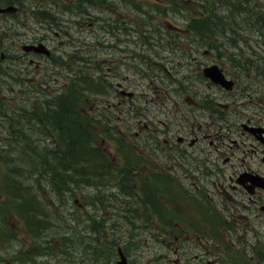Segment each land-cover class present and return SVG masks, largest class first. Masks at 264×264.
I'll return each mask as SVG.
<instances>
[{"label":"rangeland","instance_id":"374dc122","mask_svg":"<svg viewBox=\"0 0 264 264\" xmlns=\"http://www.w3.org/2000/svg\"><path fill=\"white\" fill-rule=\"evenodd\" d=\"M6 1L10 4H15L14 1ZM23 1L26 5L19 13L0 14V33L2 35L10 34L5 40L3 38V46H6L10 51H15L18 49L17 43L19 41L13 44V40L21 38L19 35L22 32L29 34L32 32L38 37H44L43 42L51 48V55L53 57L48 62L43 61L37 71L29 68L20 70V73H18L20 65L17 61H14L12 64L10 60H5L0 64V83L5 84L4 89L0 90V98H2L0 100L1 109L8 112L6 118L0 121V164L3 163L2 165L6 167V179L9 181L13 180L15 188L12 192H17L22 196H31L28 199L30 206L32 205L34 208H37V206L33 194L36 198L50 200L53 194L51 189L56 190L59 194H62L61 191L67 189L65 194H69L72 200L77 201L75 204H68L66 199H58L51 203H44V207L48 208L50 215L46 212L30 215L26 214L22 209L25 218L38 220L39 229L34 230L31 228L32 231L27 228L22 229L17 215L14 216L12 212L6 213L4 217H6L7 233L4 240L5 246L3 250H0V262L46 261V259L35 258L36 255H41V252H45L46 250L41 244L42 239H46V241L43 240L44 245L49 241L51 242L49 247L53 248L49 252L52 253L53 260L60 262V264L62 262H68V264H78V262L107 264V262H114L115 255L111 252L114 240L128 241L130 246L129 251L133 253L137 262H149L150 264L181 262L176 261V252L172 248L151 249L149 241L147 245L132 243V241L137 242L145 236V233H142L141 230L137 231L142 226V212L140 210L144 206L139 205L136 202L137 199L134 197L137 194L138 196L142 195L139 188L142 190L143 186L134 188V192L131 191V194L134 193V195H128L129 198L125 195L124 197L121 195L116 196L114 194V186L117 185L120 177H115V170L112 169L113 179L110 182L107 179L93 183L95 187L88 186L86 188H81V185H78V183L73 186V189H81L69 192L67 186L64 189L60 186L62 182L59 181L54 172L48 173L47 167H41L40 165V167L33 169L27 167L29 144L33 147V142L29 140L26 133L39 136L42 146L43 141L47 143L46 140H48L50 148L55 145L57 139L54 133L52 136L49 134L51 129L47 125L36 121L34 114L36 111L39 112L41 110L40 105L43 103V99L51 98V92H53V96L61 92L59 89L61 83L68 80L70 76L72 78L74 72L80 67V55L86 57L91 55L96 61L91 60L92 62H89V58L87 64H91V67L95 68L97 66L105 67L104 62L106 61V57L108 53L112 52L110 46L112 44L113 33L103 30V34L105 35L102 36V39H104V42L96 43V35L102 31L101 28L100 32L98 31L97 25L100 23L91 25L89 24L91 19L83 20L82 16L84 14L99 15L98 11L101 10L100 12L103 17H109L113 1L117 2V0ZM0 3H4L3 0H0ZM131 3L139 11H136L138 14L144 12L146 25L142 29V34L146 38H138V35H135L137 34L136 30L131 28L130 34L133 35V41L129 43V48L133 51V54L130 57V63H126V57H123L121 65L116 66L114 70L118 78L129 74V77L134 82L133 86L129 84L130 89L134 92L131 106H128L122 113L108 111L106 112L107 120L101 118L102 121H100L97 115L103 112V107L96 102L92 104L94 108L93 113L88 114L91 116L90 119L92 121L89 128L94 132L96 145L102 147L106 153H109L111 149L115 150L110 151L113 154L109 156L110 161L112 166L120 169H125L123 162L127 161V158L130 160L137 159V161L143 159L141 154L137 155L133 150H128L129 147L133 148V143H142L143 133H141L137 140L133 138L131 135H134V132L138 131L139 127H134L131 119H128L126 116L144 114V108L148 105H145L143 101L151 96L155 82V73L159 68L164 67L167 70L169 69L165 79L167 83L171 79L170 82L172 83L174 80L172 79L174 70L179 72L180 68L184 66L183 62H185L186 76L191 77L189 84L191 87H188L189 89H186L183 94L194 90L197 92H213V89L205 86L203 81L194 78V75H197L196 69L200 60L204 64L211 63L210 54L208 56L205 54V51L209 50L210 46H212L205 38L206 33L196 34L189 26L192 20H197L195 17L201 12L204 5L207 8L209 5L212 7L209 10V17L203 16L200 18L201 22L207 23L210 20L215 22L217 19H221L220 22L217 21L219 27L215 28L213 33L216 35L223 34L228 36L229 34V36H232L231 39L227 40L224 36L215 38V42L213 43L216 49V44H220L219 55H221L225 67L230 62L229 54L231 52L235 51L234 59L238 60V56L241 55L242 51L246 50V46L255 47L254 43H251L249 40L256 41L260 37L259 33L264 32V26L258 28V26L251 25L248 28L250 24L248 19L250 16L255 15V9L258 10V13L262 11V15L264 14V0H246V13L242 16L239 12L233 11L239 8V0H131ZM40 10H49L54 13L50 16L53 19L39 20L38 12ZM138 14L134 15L136 28L139 24L143 23V19ZM3 19L4 21L1 23ZM206 26L208 27V23ZM249 29L252 32L249 36H253L254 38H247L246 41L248 42L245 43L242 36L246 31L248 33ZM187 55L190 57H187ZM193 56L196 58V61L191 59ZM112 58L114 56L111 55L108 59ZM143 58L149 63L148 68L144 66ZM82 68H85V65ZM96 72L98 71L92 72L93 76L96 75ZM180 72L179 74H184ZM14 73L15 76L13 77ZM199 77L200 79H204L202 76ZM44 78L51 79L49 81L50 85L47 86V83L42 81ZM25 82L27 83L23 84ZM20 87L22 88L21 91H19ZM219 87L222 88L221 86ZM11 88L14 90L13 97L2 95L3 93H7ZM214 90L218 91L215 86ZM173 91L179 92V90ZM89 93L96 97L97 95L95 94H99L100 92L89 91ZM110 95L109 93L105 94L107 98ZM193 97L190 93L187 97V102H190ZM125 107L126 105L124 104L122 109ZM116 120L119 128H115ZM6 121L7 123L3 126V123ZM112 127L114 128L112 129ZM122 130L128 135L121 133L120 131ZM22 136L25 138L24 140ZM127 136L130 137V140ZM52 141L54 144H52ZM116 143H118V147H121L118 152L115 148ZM35 148L33 162L43 161L48 166L49 160L43 157L41 153L43 151L37 147L36 143ZM5 150L6 153L9 152L8 155H4L3 151ZM22 154L27 157V161L22 160ZM128 169L130 170V167ZM132 174L141 178L145 176L141 170H133ZM35 175H38L37 180L43 186L41 189H38L36 185L38 194L33 191L34 183L36 184ZM64 182L65 185L71 183L66 179ZM46 188H49V192L46 191ZM174 194H176V191H170V195ZM157 199L159 203V196H157ZM4 200L5 197H2L0 202H4ZM128 204L132 213L126 219L119 218L120 208ZM72 211L75 212L71 213ZM76 218H79V222L77 223L75 221ZM92 222L94 226L88 228ZM95 226L96 228L92 230ZM129 226L134 227L135 231L132 233L136 234H131ZM131 237L134 239L132 240ZM169 238L172 239V236ZM61 243L64 245V248ZM63 249L64 254L61 253ZM192 253L190 252V254ZM191 264L195 263L191 262ZM223 264L233 263L225 262ZM248 264H264V262H250Z\"/></svg>","mask_w":264,"mask_h":264},{"label":"flooded vegetation","instance_id":"af4514ba","mask_svg":"<svg viewBox=\"0 0 264 264\" xmlns=\"http://www.w3.org/2000/svg\"><path fill=\"white\" fill-rule=\"evenodd\" d=\"M9 1H14L15 10L3 12L2 15L19 13L26 5L23 0ZM244 1L239 0L240 3ZM3 2L0 3V7L11 5L6 0ZM133 12L132 7L115 9L112 20L114 34L110 46L112 52L108 53L104 62L105 67L101 66L96 76L100 81L97 89L100 93L91 103L89 97L80 102V110L84 116L93 113L92 104L96 102L103 107V112L97 116L104 120H107V117H103L106 112L122 113L131 105L133 94L128 96V92L131 91L129 84L133 86L134 82L129 74L118 78L114 70L116 66L121 65L123 57H126L125 62L129 64L133 54L129 48V43L133 41V35L130 34L134 22ZM3 21L4 19L1 23ZM248 22L250 23L248 28L251 25L261 28L264 26V14L262 15V11L258 13L255 9V17L248 19ZM89 24L93 25L92 22ZM250 34H252L250 29L248 33L246 31L243 34L242 39L245 43L248 42L247 38H254L249 36ZM9 35L0 33V64L5 60L14 59L20 65L18 70L20 73V70L29 68L37 71L43 61L48 62L49 59L44 53L28 49L30 45L43 42L44 37H38L32 32L30 34L22 32L19 35L21 38L13 40V44L19 41L18 49L10 51L3 46V38L5 40ZM102 36L104 35H97L95 42H104ZM221 36L226 40L232 38L223 34H209L205 37L212 45L205 54L206 56L210 54L211 63L217 62L226 76L233 81L231 89L220 88L204 78L205 86L212 88V93L195 90L186 94L168 93L165 79L168 70L161 67L159 75L155 73L151 96L143 101L145 105L159 103V109L156 111L155 108L146 106L142 117L135 119L134 115L126 116L128 119L134 118L133 126L139 127L133 138L137 140L143 133L142 143H133V151L143 156V162L132 167L134 171H143L145 177L142 180L137 177L134 182L136 185L146 182L160 187L158 215L155 207L145 204L147 215L143 217L142 227L137 231L141 230L149 240L152 235L157 236L153 238L156 242L151 245V249L172 248L176 252V261H181L172 262L173 264L191 262L215 264L221 261V255L225 257L223 262H264V32L259 33L260 37L256 41L249 40L255 47L246 46L238 60L234 59L233 53L227 67L223 65L222 60L215 58L213 49L215 38ZM138 38L143 39L146 36L140 33ZM111 55L114 58L109 60ZM191 59L196 61L194 56ZM183 64L179 72L184 71L180 72L184 75L177 76L180 79L176 81L183 80L185 84H190L191 77L186 76V63ZM204 65L202 60L198 62L196 74L201 73ZM50 80L42 79L47 86L50 85ZM102 86L105 89L101 88ZM214 86L218 91L214 90ZM4 87L5 84L0 83V90ZM59 89H63L67 94L68 80L61 83ZM21 90L20 87L19 91ZM106 93L111 94L109 98L105 96ZM190 93L194 97L187 102ZM2 95L7 96L6 93ZM13 96L14 90L10 97ZM43 104L42 108L46 102ZM86 104H89L88 108ZM124 104L126 107L122 109ZM1 107L0 102V121L7 114ZM115 125V128H118L117 120ZM53 133L51 129L49 134L52 136ZM121 133L128 135L125 131ZM52 150L54 151L53 148ZM2 164L0 201L2 197H5V200L0 202V250L5 246L7 223L4 215L8 213L5 194L6 167ZM172 190L176 191V194L170 195ZM66 201L70 203L69 195ZM13 206L21 207L15 213L20 219L22 229L30 230L31 226L33 227V220L24 217L20 203H14ZM25 213L31 215V212ZM130 229L131 233L135 231L134 227ZM215 234L223 235V242H218ZM171 236L172 239L169 238ZM43 240L46 239H42V245ZM190 251L193 253L190 254ZM0 264H60V262H0ZM126 264L150 263L126 262Z\"/></svg>","mask_w":264,"mask_h":264},{"label":"bare ground","instance_id":"6f19581e","mask_svg":"<svg viewBox=\"0 0 264 264\" xmlns=\"http://www.w3.org/2000/svg\"><path fill=\"white\" fill-rule=\"evenodd\" d=\"M113 2H114L112 4L113 7H120V6L133 7V4L131 3V0H117V2H115V1H113ZM120 3H124V4H120ZM233 11L234 12H240L238 9L233 10ZM38 13H39L38 19L41 20V21L53 19V18H50V16L52 14H54V13H52L49 10H40ZM98 20H99V23H100L101 26L109 27L108 25L109 24L111 25V23H112V16L109 13V17H103L101 15V13H100L98 15ZM103 30H105V29H102L101 32H100V30H98V31L100 33H102ZM11 62L13 64L14 59ZM14 76H15V73L13 74V77ZM12 92H13V89H10V90H8V92H7L8 94L6 93V95L9 96V97L12 96ZM81 96H82V94H81ZM81 100H82L81 98L78 100V104L81 102ZM55 107L56 106L53 103H51L45 109L41 110V112H39V114L37 116V119L41 123H46V124L52 126L57 131L58 134H61V132L58 131V129L52 123L53 120H54L53 109ZM4 111H2V112H4ZM68 112H69V109H66V113H68ZM6 115L7 114H5L4 118H2V120L6 118ZM39 117H41V119ZM103 117L105 118L107 116L105 114H103ZM7 121L3 123V126H5V123H7ZM76 133L78 135L77 137H79L81 139V145L83 146L82 148H80V153L82 155V159L84 160V162L86 164H90V167H91V169L89 171H85L79 165V167H80L79 171H78L79 175H76V176L78 178H81L82 180H80V182H78L79 183L78 185H81L80 187H83V186H94L93 183L100 182V181H105L107 179H109V182H110L111 179H113L112 178V174H113L112 169L113 170H115V169L110 165L111 161H110V157L109 156L113 155V154H111L110 151H115V150L111 149L109 151V153H106L105 151H102L99 155H98V153H93L92 158H88L87 153H89L90 151L92 152L94 149H91V148L87 147V141H86V139L84 137V133H81V132H76ZM26 134H27L29 140L33 142V147H31V145L28 143L29 144V149H28L29 157H28L27 167L30 168V169L38 168L40 166L41 167H47L48 173L51 174L52 173L51 169H53V170L55 169L54 166L52 165V163H53L52 160L54 158V151L52 150V148H50L48 140L45 139L47 143H45L43 141V146H42L39 136H36L35 134L33 136V135H31V133H26ZM67 136H69V134ZM22 139L24 140L25 138L22 136ZM35 143H36L37 147L41 151H43V152H41L43 157L45 159L49 160L48 166L46 165L47 163H44L43 161L33 162L34 161V158H33L34 150L36 149L35 148ZM3 153H4V155H8L9 154V152L6 153V150L3 151ZM0 154H1V151H0ZM22 158H20V159H22L24 161H27V157L24 156L23 154H22ZM68 172H69L68 170L65 171L66 174H68ZM55 174L58 176V172H55ZM35 176H36L35 177L36 184L34 183V190L33 191H35L38 194V191L36 189V185H37L38 189H41L43 186H42L41 182L39 183L38 180H37L38 175H35ZM49 178H50V175H49ZM66 180L70 181V179L68 177H67ZM74 185H75V181L71 182L69 185H65V182H64V186H67L68 189L73 188ZM60 186L63 189L65 188L62 184H60ZM7 187H8V190L11 192V194L14 196L15 201L17 203L21 204L22 209L25 212H31V215H38V214H42L43 212H46V213H48L50 215V212H49L48 208L44 207V203H51L52 201H57L58 199H66L67 200V194H65L66 191H61L62 194H59V192L57 193L56 190L51 189L53 191V194L50 197V200H43L41 198H36V196L33 194V196H34V198L36 200V206H37V208H34L32 205L30 206V201L28 199L31 196L30 197L29 196H24V195L22 196L21 194H18L17 192L16 193L12 192V190H14V188H15L14 183H13L12 180L8 184ZM114 189H115L114 190V194H116V196L121 195V196L124 197L123 193H125L126 195H131V194L126 193L124 191V190H128L129 189L128 188V183H127V181L125 179H121L119 182H117V185L114 186ZM121 189H123V190H121ZM54 194H58V195H54ZM144 196H145V198L147 199V201L151 205H156L155 201L153 199H151L150 197H148V193L147 192L144 193ZM71 213H74V211H72ZM75 221H76V223L79 222V218H76ZM33 227L31 226V228L34 229V230L39 229L38 228V220H34L33 219ZM50 243L51 242L49 241L48 243H45V245H44V247H45V249H46V251L48 253H50L49 250H51L53 248V247L52 248L49 247ZM62 246L64 248V245H62Z\"/></svg>","mask_w":264,"mask_h":264},{"label":"trees","instance_id":"16d2710c","mask_svg":"<svg viewBox=\"0 0 264 264\" xmlns=\"http://www.w3.org/2000/svg\"><path fill=\"white\" fill-rule=\"evenodd\" d=\"M142 13L143 15L141 16V19H143L144 21L146 17L144 15V12ZM218 20L221 21V19ZM201 21L202 20H200L199 18V24H197L195 20H192L189 24L190 28L196 34H204L207 32V23ZM108 26L110 27V24ZM136 31H138V29ZM140 33H142L141 30ZM89 58L90 61L88 60ZM79 60H81V64H79L80 67H77L78 69L74 72V75L70 80V87L68 93L66 94V92L62 91L54 98V105L56 107L53 109L54 120L52 123L58 129V131L61 132V134L58 135V141L60 142L61 149L59 151H54L52 165L54 166L55 171L53 169H51V171L54 173L58 172L57 177L59 181L62 182V185H64V180L67 179V177L70 179L71 182L75 181V184H78V182L82 180L81 178H78L76 176L79 175L78 171L80 167L85 171H89L91 169L90 164H86L82 159L80 148H82L83 146L81 145V139L77 137L78 135L76 132L84 133V137L87 141V147L94 149L92 152L90 151L89 153H87L88 158H92L93 153H98V155L101 153L98 148L99 146L95 143L94 132L89 131L84 123L85 117L80 113L78 104V100L80 98L83 99L85 97H88V93L85 92L97 91L100 81L98 79L93 78L92 71H82L83 65L89 66V64H87L88 61H95L91 57V55H88V57L80 55ZM66 109H69L68 113H66ZM39 118L41 119V117ZM68 134L69 136H67ZM110 165L112 166V164ZM112 167L115 169L114 173H116L117 169L114 166ZM66 170L69 171L68 174L65 173ZM120 172L125 171L120 170ZM151 189L153 190L155 189V187L152 186ZM74 190L76 191L80 189L71 188L70 192H73ZM131 239L133 240L134 238L131 237ZM137 242L142 244L141 238ZM137 242L133 241L132 243L137 244ZM121 246L123 250L125 249V247H130L128 241H125V244H122Z\"/></svg>","mask_w":264,"mask_h":264},{"label":"water","instance_id":"95a60500","mask_svg":"<svg viewBox=\"0 0 264 264\" xmlns=\"http://www.w3.org/2000/svg\"><path fill=\"white\" fill-rule=\"evenodd\" d=\"M10 8H5L2 10H9ZM1 10V8H0ZM34 50L36 51H44L46 53H48V50L45 48V46L42 43H39L38 45L33 46ZM206 75H209L215 82H218L220 84H224L226 83V81H224L222 75L220 73H218L214 67L213 68H207L205 71ZM119 255L120 258L117 261V264H125L126 262V258L124 257V255L119 251Z\"/></svg>","mask_w":264,"mask_h":264}]
</instances>
